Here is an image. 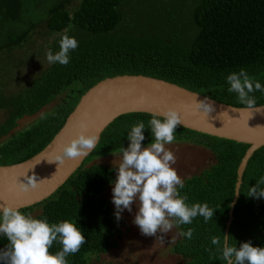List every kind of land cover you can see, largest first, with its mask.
I'll return each instance as SVG.
<instances>
[{
  "label": "trees",
  "instance_id": "obj_1",
  "mask_svg": "<svg viewBox=\"0 0 264 264\" xmlns=\"http://www.w3.org/2000/svg\"><path fill=\"white\" fill-rule=\"evenodd\" d=\"M78 6L71 10L59 3L49 7L38 21H27L24 0H0V24L7 28L0 31L7 35L1 47L7 50L8 60L22 55L16 49L35 39L43 22L48 36L56 33L48 45L54 54L60 50L65 32L79 43L70 51L68 65L50 64L16 91H6L8 83L0 80V109L6 110L0 122V139L16 128L19 119L62 98L28 127L0 141L1 165L20 163L41 152L82 96L107 77L143 74L161 78L237 107L245 106L238 94L228 91L227 75L244 68L264 85V0H81ZM249 95L255 97L256 106L264 104V91ZM151 118V113L144 111L115 118L96 147L53 194L20 209L49 224L70 221L81 229L86 242L66 257L67 264H112L104 262L102 255L120 246L125 220L116 219L107 196L117 169L96 159L122 153L130 144L128 132L139 121L145 124L142 146L154 142L148 123ZM174 135L175 141L203 146L214 156L178 189L181 196L187 195L189 206L207 203L214 210L208 222L197 216L191 224L176 226L179 237L171 251L181 257L178 264H226L211 244V237L222 238L223 232L230 235L232 246L250 240L253 246L264 247V198L247 195L264 177V146L248 160L237 197L239 167L249 143L181 124ZM188 229L193 230L191 239L181 235ZM8 243L0 235V248ZM61 250L58 241L49 249L53 254Z\"/></svg>",
  "mask_w": 264,
  "mask_h": 264
},
{
  "label": "clouds",
  "instance_id": "obj_2",
  "mask_svg": "<svg viewBox=\"0 0 264 264\" xmlns=\"http://www.w3.org/2000/svg\"><path fill=\"white\" fill-rule=\"evenodd\" d=\"M78 47L77 39L65 32L60 39V50L55 54L50 49L47 50L46 59L50 64L66 66L70 63V51ZM226 79L230 85L228 91L238 94L240 104L245 106L241 111H264V105L257 107L255 97L249 95L255 91H264V85L251 78L246 69L231 72ZM198 104L207 112L212 110L207 102ZM208 105L211 107L208 108ZM151 116L148 123L154 142L147 147L142 146L145 124L139 121L128 132L130 144L122 149V159L114 166L117 178L113 182L112 202L116 209V219L122 218L125 209L132 212L135 202L138 211L133 222L147 236H156L158 232L167 234L174 226L191 224L197 216H202L208 222L213 218L214 210L207 203L192 206L186 203L187 195L181 196L178 191L184 187V181L173 167L176 156L166 148V145L175 141L176 128L183 123L179 110L169 108L163 113H151ZM161 116L162 119L158 118ZM80 127L79 134L62 146L54 161L61 164L66 159L83 158L96 147L99 135L89 133L85 124ZM42 181L32 175L27 177L26 183H20L19 187L22 191H29L38 187ZM262 186L264 177L249 188L247 195L257 199L264 198ZM238 193L239 189L235 195ZM192 234V229L181 233L189 239ZM0 235L5 236L9 242L0 248L2 264H67L66 257L78 252L86 242L83 232L76 224L70 221L49 224L46 219L34 218L7 202L0 204ZM230 239V235L224 232L222 238L211 237V244L220 253L219 259L226 264H264V247L253 246L250 240L235 247L230 244ZM54 241L62 245V250L53 254L49 249Z\"/></svg>",
  "mask_w": 264,
  "mask_h": 264
},
{
  "label": "water",
  "instance_id": "obj_3",
  "mask_svg": "<svg viewBox=\"0 0 264 264\" xmlns=\"http://www.w3.org/2000/svg\"><path fill=\"white\" fill-rule=\"evenodd\" d=\"M200 102L209 103L212 110L207 112L200 107ZM169 108L179 110L183 118L181 125L187 128L250 144L239 167V189L248 160L255 150L264 146V111H241L244 107L217 101L161 78L120 74L92 86L41 152L20 163L0 164V204L7 202L21 209L53 194L91 153L83 158L66 159L61 164L54 161L62 146L79 134L81 124L87 125L89 133L98 134L100 140L105 128L122 114L134 111L163 113ZM32 175L43 181L35 189L20 190V183H26L27 177Z\"/></svg>",
  "mask_w": 264,
  "mask_h": 264
},
{
  "label": "rangeland",
  "instance_id": "obj_4",
  "mask_svg": "<svg viewBox=\"0 0 264 264\" xmlns=\"http://www.w3.org/2000/svg\"><path fill=\"white\" fill-rule=\"evenodd\" d=\"M69 2L70 4H68ZM80 2L81 0H24L25 7L23 10L27 21H38L39 17L44 15L49 7L64 3L69 9L74 10L79 7ZM6 29L0 24V31H5ZM47 31L46 23H41L37 27V33L34 36L36 38L32 39L31 42H24L22 44L23 47L16 49L15 52H20L22 55L11 58L13 59L12 61L7 58V50H3L1 47L2 44L7 42V35H2V32H0V80L1 84H4L5 81L8 83L5 86L6 91H16L22 88L35 75L50 65L46 59V52L51 48V45L50 47L48 45L53 42L51 40L56 33H53L54 36H48L46 34ZM50 50L52 51V49ZM21 62L23 63L21 64ZM15 64H19V66ZM67 93L68 91L63 96H66ZM61 100L62 98H58L38 113L26 115L19 119L16 128L8 136L0 139V141L12 136L18 130L28 127L39 116L43 115L46 110H51V107ZM5 116L6 110L0 109V122L4 120ZM166 148L171 150L176 156V163L173 167L176 168L183 180L202 171L214 159L210 150L190 142L174 141L172 144L166 145ZM121 159L122 153L118 152L99 157L96 162L116 166ZM113 187L114 184L107 188V196L116 212L115 205L112 202ZM137 211L138 205L135 202L133 203L132 212L127 209L124 210L122 213V218L125 220V226H123L124 236L120 239V246L102 255L103 261L112 264H178L182 261L179 255L171 251L173 242L179 237L177 227L174 226L167 234L158 232L156 236L144 235L141 233L139 226L133 222Z\"/></svg>",
  "mask_w": 264,
  "mask_h": 264
}]
</instances>
